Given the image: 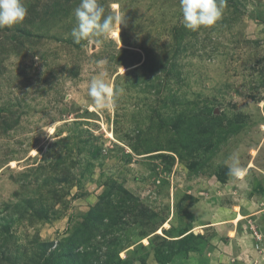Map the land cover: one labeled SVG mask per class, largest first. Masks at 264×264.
Wrapping results in <instances>:
<instances>
[{
	"label": "rangeland",
	"instance_id": "1",
	"mask_svg": "<svg viewBox=\"0 0 264 264\" xmlns=\"http://www.w3.org/2000/svg\"><path fill=\"white\" fill-rule=\"evenodd\" d=\"M79 2L24 0L0 29V264H84L64 242L107 190L129 264H241L212 256L211 224L264 208V0H227L196 32L179 0H100L124 22L76 44ZM101 77L122 90L107 110L87 94Z\"/></svg>",
	"mask_w": 264,
	"mask_h": 264
},
{
	"label": "clouds",
	"instance_id": "2",
	"mask_svg": "<svg viewBox=\"0 0 264 264\" xmlns=\"http://www.w3.org/2000/svg\"><path fill=\"white\" fill-rule=\"evenodd\" d=\"M183 26L196 32L202 27H212L221 18L227 6V0H179ZM28 15L24 0H0V29L11 28L22 23ZM75 26L71 36L76 44L81 41L93 42L98 38L110 39L114 35L116 24L120 25L124 19L120 16L105 15V7L100 0H80L74 9ZM121 89H113L105 80L93 78L88 87V96L91 97L96 110H107L115 105V97ZM229 175L242 176L244 169L240 166L238 154L231 157Z\"/></svg>",
	"mask_w": 264,
	"mask_h": 264
},
{
	"label": "trees",
	"instance_id": "3",
	"mask_svg": "<svg viewBox=\"0 0 264 264\" xmlns=\"http://www.w3.org/2000/svg\"><path fill=\"white\" fill-rule=\"evenodd\" d=\"M111 193V190L104 193L100 201L87 212L80 226L64 242L65 248L68 250L65 257L67 260L80 258L84 264H90V260L97 259L102 260V264H129L127 260L130 259L122 258L120 254L125 248L137 246L130 245L133 239L126 228L128 223L121 215L122 210L120 211V209L124 207L121 208L120 203L124 204V202L114 201ZM128 195L131 194L128 193ZM129 250L131 249L129 248ZM135 252H138V248L135 249ZM173 255L174 252H171L169 258H172ZM156 257L158 262L163 264L157 251ZM53 260H62V258L58 257Z\"/></svg>",
	"mask_w": 264,
	"mask_h": 264
},
{
	"label": "crops",
	"instance_id": "4",
	"mask_svg": "<svg viewBox=\"0 0 264 264\" xmlns=\"http://www.w3.org/2000/svg\"><path fill=\"white\" fill-rule=\"evenodd\" d=\"M241 209L242 207L240 212L236 211L237 215L231 222L224 217L228 210H217L218 217H215L216 221H213L214 224L211 225L220 226L221 229L225 230L218 235L219 240L212 247L211 254L214 258H219V260H242L241 264H264V224L259 223L258 228L239 225L247 218L254 216L258 218V215H261L260 213H264V208L256 211H250L245 208L243 212ZM260 219L259 216L258 221ZM261 220L264 221L263 219ZM228 223L232 227H228ZM256 234L260 235L261 239H258Z\"/></svg>",
	"mask_w": 264,
	"mask_h": 264
},
{
	"label": "built area",
	"instance_id": "5",
	"mask_svg": "<svg viewBox=\"0 0 264 264\" xmlns=\"http://www.w3.org/2000/svg\"><path fill=\"white\" fill-rule=\"evenodd\" d=\"M256 236H257L258 239H261V236L260 235L256 234Z\"/></svg>",
	"mask_w": 264,
	"mask_h": 264
},
{
	"label": "bare ground",
	"instance_id": "6",
	"mask_svg": "<svg viewBox=\"0 0 264 264\" xmlns=\"http://www.w3.org/2000/svg\"><path fill=\"white\" fill-rule=\"evenodd\" d=\"M160 231V230H159Z\"/></svg>",
	"mask_w": 264,
	"mask_h": 264
}]
</instances>
